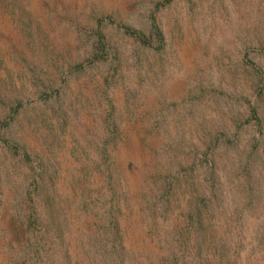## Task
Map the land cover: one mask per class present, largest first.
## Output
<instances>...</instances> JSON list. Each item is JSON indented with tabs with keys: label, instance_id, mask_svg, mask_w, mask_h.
Masks as SVG:
<instances>
[{
	"label": "rangeland",
	"instance_id": "rangeland-1",
	"mask_svg": "<svg viewBox=\"0 0 264 264\" xmlns=\"http://www.w3.org/2000/svg\"><path fill=\"white\" fill-rule=\"evenodd\" d=\"M10 2L0 3V264H117L121 247L126 264H163L171 250L178 264H264V0ZM100 18L108 59L66 75L87 62ZM37 75L66 78L63 115L37 104ZM16 98L19 113L7 106ZM107 117L110 174L97 159ZM161 169L179 180L158 200ZM36 187L52 194L56 227L52 252L33 263ZM88 190L87 213L72 199Z\"/></svg>",
	"mask_w": 264,
	"mask_h": 264
},
{
	"label": "trees",
	"instance_id": "trees-1",
	"mask_svg": "<svg viewBox=\"0 0 264 264\" xmlns=\"http://www.w3.org/2000/svg\"><path fill=\"white\" fill-rule=\"evenodd\" d=\"M1 2L6 7L12 6L10 0L9 1L0 0V3ZM105 20H106L105 18L97 19L95 28H93L92 34H93L94 46L90 53L91 55L87 59V62L86 60H84V61H80L79 63L75 65H72L70 69L64 72L66 75L72 74L75 71L77 72L84 71L87 65H90L91 63H95L98 61L102 62L101 60L108 59L107 55L110 52L111 42L109 39H107L105 31L102 30V26H103L102 24L106 22ZM118 29L121 30L122 34L125 37L132 38L133 41H136L138 45L141 47H151L153 43V40L152 39L150 40V38L152 37L147 36L143 29L132 27L130 25H125L122 23L120 24ZM151 33L152 35L155 36L157 41H160V39H162V31L155 22L151 23ZM119 55L120 54H118L117 57H119ZM65 79L66 78H62L61 81L57 82V79L54 77L44 76L42 78L41 76L37 75L36 80L40 82L41 84L40 87L43 88V89L39 88L38 90L36 89V92L33 93L37 97V101H36L38 102L37 104H39V106L45 107V105H48V103H50L49 105L51 106L54 112L55 111L57 112V115H59V113L63 115L65 111L62 109L63 108L62 107V93H63L62 90L66 83V81H64ZM7 101H8L7 103L8 108L10 110H13V112L15 113H19L20 108H23L26 103L25 101H23V99H17V98L8 99ZM51 101H54V102L51 103ZM109 124H111V127H109ZM105 125H106V132H107V129L112 132H115L117 130L115 121L113 119L110 120L109 117L105 119ZM110 136L111 135H109L107 132V137L105 138L102 144V148L99 154H97V159L99 160V164L102 168L101 171H103L106 174H110L112 170L111 164L109 162V154L107 153V149H106L107 145L113 140V138ZM22 148H23V151L21 152L19 151V153L28 155V153L26 152V146L22 145ZM164 173L165 172H163L161 169L156 177V181L158 182L157 189L161 192H159V195H157V193L155 192H151L149 197L151 198L158 197V200H161L163 199L161 195L166 196L168 194V191H167L169 190L168 187L170 186V188L172 189L178 183L179 177H178L177 171L173 172L172 175H171V171H168V176H166V179L164 177ZM36 189L38 191L42 190L40 191L39 195L43 196L44 194V199H41L37 205L39 217H35L34 214H32L31 216L29 215L30 224L28 225V227L32 229H36V231L39 233V237L35 238L34 240L32 251H29V254L31 253L33 256L30 259L31 261L33 259V263L37 259L42 260L44 257H46L45 259H47V255L45 254H50L52 252L51 242L53 243V241L52 240L51 242L49 241V239L47 238V233L48 234L50 232L53 233L54 231L53 229L54 227H56V216L54 217V214H55L54 203L55 202H54V198L52 194L50 193V191H48L47 187H38V188L36 187ZM86 192L88 193L87 195L85 196L82 195L81 198H75V199H72V201L74 204H76V209L81 207L82 210L87 211L88 213L90 212V210H89V207L87 206L88 202L85 201L84 197L86 198L87 196L89 198V201H94L97 196H92L91 190H88ZM34 210L36 211V209ZM191 219H192V216H191ZM174 236L175 238H182L181 231L180 230L175 231ZM27 246L29 248L31 247V243L29 242V240H28ZM170 252L174 253L175 256L174 257L167 256L166 259L168 260L165 263H163L164 261H162V263L163 264H178L177 252H173V250H171ZM103 253L105 254V256H108V255L112 256L113 254L111 250H104ZM126 253L127 251L123 247H121V249L117 252V255L115 256V258L113 257L116 260L117 264H126L125 263ZM103 261H102V264H112V263H107V260H105L104 258H103ZM67 262L65 264H67ZM62 264H64V262Z\"/></svg>",
	"mask_w": 264,
	"mask_h": 264
}]
</instances>
